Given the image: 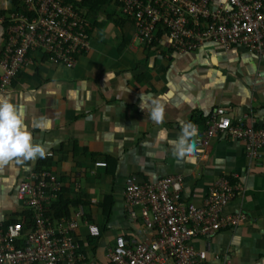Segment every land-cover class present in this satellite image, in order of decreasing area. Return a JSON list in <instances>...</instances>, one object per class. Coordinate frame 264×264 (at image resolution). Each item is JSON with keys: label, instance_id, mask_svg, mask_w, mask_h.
<instances>
[{"label": "crops", "instance_id": "1", "mask_svg": "<svg viewBox=\"0 0 264 264\" xmlns=\"http://www.w3.org/2000/svg\"><path fill=\"white\" fill-rule=\"evenodd\" d=\"M16 5L14 0H0V14L10 13ZM88 18L89 49L78 54L73 66L31 51L30 61L10 85H0V95L22 105L29 124L33 117L49 120L47 130H32L34 142L51 154L46 157L51 164L41 170L64 183L65 199L89 198L88 210L101 233V245L111 244L117 234H136L124 212L127 177L156 181L181 175L184 194L199 207L211 186L226 177L240 190L225 212L242 210L247 220L213 237L210 264H264V147L256 157H248L244 142L221 135L211 139L208 151L199 147L193 164L178 163L168 143L178 137L181 122L194 124L200 138L209 116L219 107L227 109L234 123H250L253 116L256 127H264V56L218 43L181 53L170 47L162 30L146 42L137 38L128 20L118 24L105 16L101 21L97 14ZM144 94L164 98L163 124H155L140 108ZM161 129L166 139L158 141ZM205 154L208 157L201 160ZM106 157L112 162L97 167L98 162L106 163ZM40 160L0 172V221L16 219L21 207L15 189L31 171L38 170ZM106 195L113 197L114 206L104 223L100 204ZM80 233L84 236L85 229ZM206 243L205 239L196 241L201 249ZM104 254L101 249L98 257L105 259ZM216 256L217 262L212 260Z\"/></svg>", "mask_w": 264, "mask_h": 264}, {"label": "built area", "instance_id": "2", "mask_svg": "<svg viewBox=\"0 0 264 264\" xmlns=\"http://www.w3.org/2000/svg\"><path fill=\"white\" fill-rule=\"evenodd\" d=\"M16 1V10L0 14L3 88L30 61L28 51H41L54 63L71 67L90 44L91 22L87 8L80 7L83 0ZM104 1L107 4L97 12L98 18L109 14L126 17L140 40L151 42L162 30L177 52L188 53L205 43H218L264 56V0ZM251 119L250 123H234L226 108L213 110L205 133L198 138L199 147L208 151L211 139L225 135L244 142L248 157H256L264 147V127L257 128L253 116ZM207 157L205 154L201 160ZM96 166L105 167V163ZM63 187L62 181L42 170L31 171L19 182L15 197L21 209L32 211V221H0V264H210L213 237L247 220L242 210L225 212L239 194V187L226 177L211 186L199 207L184 194L181 175L156 181L129 176L124 183L123 205L136 234H117L111 244L98 242L92 246L89 241L99 238L100 231L86 220L82 205L69 216L54 214ZM200 239L207 242L202 249L196 245ZM101 249L105 250V259L98 257Z\"/></svg>", "mask_w": 264, "mask_h": 264}, {"label": "clouds", "instance_id": "3", "mask_svg": "<svg viewBox=\"0 0 264 264\" xmlns=\"http://www.w3.org/2000/svg\"><path fill=\"white\" fill-rule=\"evenodd\" d=\"M108 17L105 16V19ZM100 20L102 21L103 18ZM2 37L4 39L3 34ZM49 94L55 95L56 93L50 92ZM139 106L142 110L147 111L149 118L155 124L161 125L164 123L166 105L163 97L144 94L140 97ZM87 118L91 119V116ZM118 127L121 130L125 128L121 125H118ZM48 128V118L42 116L37 119L33 117L29 124L26 121L22 105L14 103L7 95H0V172L6 167L15 169L17 166H26L28 162L46 158L48 155L47 149L44 145L34 142L32 130L44 131ZM198 136L199 130L194 124L181 122L178 137L175 140L168 141L171 146V154L178 163L195 164L197 162L200 153ZM157 139L158 141L166 139V132L163 129L158 133ZM11 179L10 177L9 180L11 181Z\"/></svg>", "mask_w": 264, "mask_h": 264}, {"label": "trees", "instance_id": "4", "mask_svg": "<svg viewBox=\"0 0 264 264\" xmlns=\"http://www.w3.org/2000/svg\"><path fill=\"white\" fill-rule=\"evenodd\" d=\"M14 3H16V0H14ZM103 4H107L105 3L104 0H83V2L80 4L81 8H87V16L91 15V16H96L97 12L99 11V9L101 8V6ZM17 9V5L15 6L14 10ZM110 18L115 19V22L118 24H121L125 18L121 17V16H116L114 14L109 16ZM31 51L27 52V56L30 55ZM113 159L106 157V165H108L110 162H112ZM50 159L48 158H44L41 159L38 164H37V171L44 169L46 167H48L51 163H50ZM61 181V180H60ZM66 192V187L62 188L61 193L59 194V200H58V204H56L54 206V208H56V212L54 211L55 216H62V215H67L69 216L72 211L78 206V205H82L84 207V210L86 211L85 214V218L89 223H93L94 217L93 214L88 210L90 207V201L89 198L86 200H81V199H65L64 193ZM114 206V201H113V197H111V195H106L104 197L103 202L100 204V209H101V214L104 218V223L108 222L111 215H112V207ZM53 208V209H54ZM32 216L33 213L30 209L27 210H23L20 209L17 213V215L15 216L16 219L11 220L12 221H16V220H21V219H26V221H32ZM104 229L102 230V233L104 230H106L105 227H103ZM101 234V233H100ZM100 238V237H99ZM99 238H95V239H91L89 242L92 246H96L98 245V240ZM93 252H95V247L93 249Z\"/></svg>", "mask_w": 264, "mask_h": 264}]
</instances>
